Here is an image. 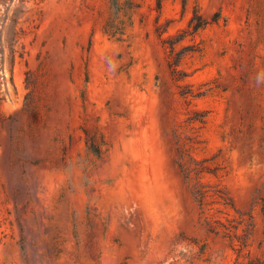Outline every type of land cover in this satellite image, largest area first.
Instances as JSON below:
<instances>
[{"label":"rangeland","instance_id":"374dc122","mask_svg":"<svg viewBox=\"0 0 264 264\" xmlns=\"http://www.w3.org/2000/svg\"><path fill=\"white\" fill-rule=\"evenodd\" d=\"M0 264H264V0H0Z\"/></svg>","mask_w":264,"mask_h":264}]
</instances>
